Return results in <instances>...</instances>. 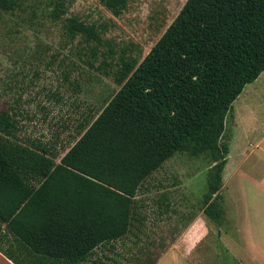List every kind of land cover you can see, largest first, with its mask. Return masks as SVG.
<instances>
[{
	"label": "trees",
	"instance_id": "trees-1",
	"mask_svg": "<svg viewBox=\"0 0 264 264\" xmlns=\"http://www.w3.org/2000/svg\"><path fill=\"white\" fill-rule=\"evenodd\" d=\"M100 2L119 17L129 0ZM21 6L0 0V13ZM47 10L89 68L117 56L106 28L66 16L65 1ZM117 58L119 90L89 110L65 150L22 142L15 113L0 112V225L13 239L0 252L13 264H83L100 245L124 238L144 218L138 194L177 153L208 157L203 213L222 218L221 138L231 105L264 72V0H186L142 60ZM4 235L0 229V243Z\"/></svg>",
	"mask_w": 264,
	"mask_h": 264
},
{
	"label": "rangeland",
	"instance_id": "rangeland-1",
	"mask_svg": "<svg viewBox=\"0 0 264 264\" xmlns=\"http://www.w3.org/2000/svg\"><path fill=\"white\" fill-rule=\"evenodd\" d=\"M50 1L54 0H21L20 9L0 13V112L15 113L20 129L17 135L22 142L33 140L58 149L62 145L65 150L79 137L77 125L89 110L99 111L119 90L113 77L117 57L125 55L142 60L186 0H129L126 11L119 17L104 8L100 0H63L68 5L66 16L75 15L106 28L104 37L114 44L117 56L107 67L98 70L89 68L76 41L68 43L61 36L60 25L47 18ZM211 166L207 156L177 153L153 173L147 188L138 194V200L147 223L164 221L161 235L166 238L125 242L122 264H153L161 255L160 248L175 242L179 232L172 233L170 226L181 223L179 201H186L188 211L192 206L193 216L204 215L203 199ZM163 194L172 203L168 209L157 207L165 198ZM221 195L222 200L227 199L226 189ZM248 210L254 221L250 225L254 224L255 231H251L246 241L244 235L236 236L229 222V210L224 209L220 221L206 219L211 237L191 256L186 250L173 251L161 264H196L203 255L214 259L215 264H233L225 255L220 239L227 243L230 240L237 249L248 245L250 249L257 250V245L264 249V205ZM248 210L242 209L241 223L248 216ZM245 258V264H264V253Z\"/></svg>",
	"mask_w": 264,
	"mask_h": 264
},
{
	"label": "crops",
	"instance_id": "crops-1",
	"mask_svg": "<svg viewBox=\"0 0 264 264\" xmlns=\"http://www.w3.org/2000/svg\"><path fill=\"white\" fill-rule=\"evenodd\" d=\"M221 142L228 147L226 165L222 173V184L219 191L220 197H223L221 193L225 189L228 193L227 199L221 200L222 218L225 214L224 209H228L229 222L233 225L236 236L244 235L246 241L251 237V231H255L254 224L250 225L254 221L252 222L248 209L253 206L260 209L264 205V72L255 81L246 85L231 105L225 118ZM166 196L163 194L164 200L158 202V209L160 206L168 209L172 205L166 200ZM142 206L140 203L137 212L140 215ZM177 206L180 207L181 223L171 225L170 230L173 231L172 233L179 232V236L174 243L163 245L160 248L161 255L153 264H161L162 259L173 251L186 250L185 252L191 256L199 245L211 237L212 231L206 221L208 218H205L204 215L193 216L190 211L192 206L188 211L186 201H179ZM242 209L243 211L248 210V216L242 218L243 223H241ZM256 213L261 215L260 210H257ZM186 214L187 217H185ZM146 218L135 221L131 231L124 238L102 244L94 249L83 264H122L124 252H126V248L123 247L125 242L129 244L130 240H133L134 243H140L145 239L160 240L166 238V236L161 235L165 228L164 221H161V219L152 221V218V224H150L146 222ZM256 222L260 223L259 220ZM0 229L4 235L7 231L6 224L2 223ZM3 239L0 245L5 249L13 243L10 236L5 237L4 235ZM237 239L239 238L237 237ZM232 240L235 243V240ZM219 241L224 245V253L231 258L233 264H245L246 256L256 254L262 256L264 253V249L258 245L257 250L250 249V245L247 246L248 248L243 246L237 249L230 240L228 243L222 239ZM211 260L210 257H204L203 255L196 264H215L214 259ZM0 264L13 263L0 252Z\"/></svg>",
	"mask_w": 264,
	"mask_h": 264
}]
</instances>
